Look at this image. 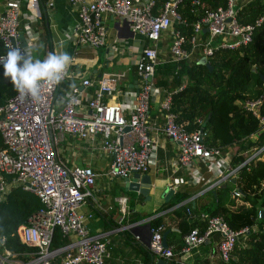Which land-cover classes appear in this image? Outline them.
<instances>
[{"label": "built area", "instance_id": "1", "mask_svg": "<svg viewBox=\"0 0 264 264\" xmlns=\"http://www.w3.org/2000/svg\"><path fill=\"white\" fill-rule=\"evenodd\" d=\"M23 1L26 11L21 8ZM67 1L77 16V22L68 33L69 40L74 44L91 48L105 44L103 14L128 22L132 35L139 37L132 65L136 90L130 96L121 94V90L119 92L118 84L126 76V72L121 70L104 72L94 79L83 77L80 83L84 87L92 86L91 94L70 85L55 99L58 84L45 82L39 102L21 100L14 91L0 104V198L10 186H19L32 192L39 201L38 208L31 213L27 222L16 227L20 242L33 247L30 256L21 261L8 249H3L0 264H103L110 257L109 230L89 231L84 220L92 213L77 210L92 196L97 172L89 164H66L59 149L67 138L96 146L106 156L103 174L108 178H125L133 172H148L151 164H156L157 135L163 134L173 144L175 152L169 158L168 166L173 171L179 169L184 172L187 183L202 184L185 200L214 189L223 181L230 180V177L235 179L238 167L251 160L264 146L253 149L242 162L232 165L229 148L222 151L218 147L204 145L201 129H186L182 122L175 120V113L169 109L171 91L156 84L153 75L154 65L160 58L159 47L164 39L167 49L162 52L168 51L167 58L171 61L198 59L201 56L207 59L217 48L234 49L246 44L254 27L264 19L262 14L253 22L238 21L237 12L248 0H225L223 5L207 9L191 22L190 36L169 27L172 20L179 19L177 7L181 0H163L160 4H156L155 0ZM192 3L199 4L198 0H192ZM32 8L38 12L37 0L33 3H29V0L2 2L0 42L4 50L0 56L13 46L29 51L27 43H20L18 25L20 19L25 18L24 35L34 40L35 32L31 24L39 15ZM201 33L205 34L201 36ZM70 56L73 59V54ZM71 74L69 67L64 80ZM120 95L123 99H119ZM261 100L259 95L242 101V106L257 119L258 129H264V114L259 110ZM151 102L158 103L160 122L149 121ZM126 125L128 129H124ZM164 186L175 189L168 177ZM240 194L237 187L230 190L231 196ZM127 199L122 193L112 196V201L118 204L121 212ZM183 202L175 203L172 207ZM185 213L187 218L204 220L205 225L201 230L192 227L185 232L177 248L162 243V224L148 226L147 250L164 260L165 264H187L175 258V255L190 253L213 232L220 236L216 256L227 261L238 239L249 230L248 226L232 228L221 215H208L200 209L193 212L189 205L185 206ZM153 216L143 220L147 222ZM139 223L141 221L130 222L125 227ZM54 228L66 239L62 244L49 247ZM121 228L114 226L112 230Z\"/></svg>", "mask_w": 264, "mask_h": 264}, {"label": "trees", "instance_id": "2", "mask_svg": "<svg viewBox=\"0 0 264 264\" xmlns=\"http://www.w3.org/2000/svg\"><path fill=\"white\" fill-rule=\"evenodd\" d=\"M3 1L0 0V2ZM162 1L155 0L156 4ZM37 2L39 17L33 25L38 30V39L42 41L44 51L50 52L52 45L44 13V0H37ZM198 2V5H194L192 0H181L177 7L179 19L172 20L169 27L190 36L191 22L207 9L223 5L225 0H198ZM21 8L27 10L24 1ZM262 14H264V0H248L239 8L237 19L243 23L253 22ZM204 34L201 33V36ZM68 48L71 52V46ZM159 48L160 58L154 65L153 75L156 84L171 91L169 109L175 113L176 121L182 122L186 129H201V141L204 145L215 146L222 151L229 148L232 152L230 158L232 165L239 164L253 149L264 145V129H258L257 119L242 106L244 99L260 95L262 100L259 110L264 114V19L254 27L250 40L246 44L234 49L214 50L207 57L210 67L198 63L196 58L168 60V51L164 54L162 52L167 49L166 39L161 42ZM3 50L0 42V53ZM252 68L255 70L253 71ZM58 85L55 99L61 96L62 89L69 86L64 80ZM179 85L181 87L175 89ZM14 91L9 79L3 76V68L0 66V104L5 102ZM206 116V121L202 123ZM62 145L59 149L60 154ZM0 146H2L1 137ZM233 187L239 188L241 194L231 196L230 190ZM121 188L122 185L118 184L117 190ZM205 192L210 195L211 201L197 207L192 205L193 212L200 209L208 215H221L234 229L249 227L248 232L243 236L242 243L237 242L234 245L231 257L227 261L217 258L212 264H264V216L257 215L264 204V146L251 160L238 167L233 182L225 180L216 186L213 192L211 189ZM175 193L179 191L175 190ZM190 193L186 191L181 193L175 201L170 199L162 201L161 208H167L183 200ZM136 198L143 199V196L137 194ZM192 199L178 204L167 212L157 214L149 220L152 225L162 224V232L170 227L172 221L174 222L178 231H169L168 234L169 238L175 236L174 247L176 248L180 246L185 232L192 227L201 230L205 225L204 220L196 217L187 218L184 208L192 203ZM38 206V198L19 186H10L0 198V252L8 249L21 261L28 259L33 247L20 242L16 227L26 223ZM65 239L54 228L49 247L62 244ZM219 239V234L213 232L200 244L212 240L217 247ZM147 252H142L144 259L146 260L149 257L147 255L150 254L151 264H156L153 260L155 256L148 250Z\"/></svg>", "mask_w": 264, "mask_h": 264}, {"label": "crops", "instance_id": "3", "mask_svg": "<svg viewBox=\"0 0 264 264\" xmlns=\"http://www.w3.org/2000/svg\"><path fill=\"white\" fill-rule=\"evenodd\" d=\"M43 6L52 45V50L50 52H68V47L71 46V52L69 51V54H73L70 66L72 74L64 80L68 82L69 86L75 85L79 89L85 90L91 94L93 93V87H84L80 83L83 77L94 79L104 72L124 70L126 72V76L118 84L119 92L121 90V94L124 93L126 96H130L132 92H135L136 83L132 71V65L136 55L139 37L134 34L126 37L121 36L122 32L127 31H122L119 25L115 24V21L120 20V18L110 14L102 15L106 27L105 44L97 48H91L86 45L74 44L69 40L68 33L72 25L77 22V16L74 8L67 0H44ZM1 7L2 2H0V9ZM31 10L37 16L39 15V10L38 12H36L33 8ZM108 20L111 21L112 35L110 38H108L107 31ZM25 21V18H21L18 25V30H21L23 33V25ZM31 26L35 32V35H33L34 40L29 36L27 37L24 35L29 52H32L34 56L44 58L49 52L44 51L42 41L38 39V30L34 28L33 23ZM128 38H132V42ZM128 50L131 51V54L128 53ZM125 53L128 55L125 56ZM125 59L129 62L130 69H124L125 66L123 64ZM66 89H62V94L66 91ZM119 99H123V97L120 95ZM149 121L160 122V109L157 102L150 103ZM157 143V157L167 163L169 158L174 156L175 153L173 144L161 133L157 135ZM62 144L61 157L65 160L66 164H89L97 172L94 179V185L92 187V196L87 198L77 210L82 213H92L91 217L84 220V223L89 231L97 232L109 230L108 240L110 257L107 258L103 264H123V262H126V264H151L152 256L148 254L147 256L149 257L145 260L142 253L143 251L148 253L146 247L148 227L145 224L146 221L143 219L151 215L155 216L157 214L167 212L172 206L164 209L160 207L153 209L152 211H147L145 208L138 207L136 202L133 200L132 204L127 203L124 211L121 212L118 204L111 201V197L120 193V191L117 190V185L122 184L123 178H120L121 181L115 182L114 185L109 183V178L103 174L107 163L104 153L100 149L96 148V146H91L87 142L73 138H67ZM159 172L160 171L158 170L155 172V177H157V173L159 174ZM163 172L165 179L168 177L175 186V189L172 188L173 192L170 196V201H175L178 196L185 191L192 193L195 189L202 185H191L187 183L184 172L179 169L173 171L168 165ZM148 173L150 174L149 171ZM151 182H155L152 180V176ZM175 190H178L179 193H175ZM188 196H186L183 201H187L185 199ZM160 199L161 203L163 198L161 197ZM192 200V203L188 205L190 207L192 205L197 207L204 203H209L211 201V197L204 191L196 195ZM134 221H141V223L127 228L124 227L112 230V227L114 226L121 227ZM147 222H149V220ZM165 230H167L165 234L166 245L174 246L175 236H170L169 238L168 232H177L178 228L172 221L170 223V227ZM136 235L138 236L136 237ZM167 241L169 242L167 243ZM175 258L184 260L187 264H212L217 259L214 241L207 240L203 244H198L193 250H191L190 253L178 254L175 255ZM153 260L157 264L158 258L155 257Z\"/></svg>", "mask_w": 264, "mask_h": 264}, {"label": "clouds", "instance_id": "4", "mask_svg": "<svg viewBox=\"0 0 264 264\" xmlns=\"http://www.w3.org/2000/svg\"><path fill=\"white\" fill-rule=\"evenodd\" d=\"M71 63L72 57L67 51L49 52L41 59L19 46L11 47L0 56L3 76L9 79L21 100L33 102L40 101L45 82L59 84L64 80Z\"/></svg>", "mask_w": 264, "mask_h": 264}, {"label": "water", "instance_id": "5", "mask_svg": "<svg viewBox=\"0 0 264 264\" xmlns=\"http://www.w3.org/2000/svg\"><path fill=\"white\" fill-rule=\"evenodd\" d=\"M115 24H118L120 29H122V31H127V32H122L121 36H123V37L132 36V32L129 29L128 22L125 19L122 18L118 21H115ZM18 38L20 40L21 45L26 44L24 33L21 30H18ZM197 62L210 67L207 59L204 56L199 57ZM252 70L254 71L255 69L252 68ZM206 118H207V116L204 118L202 123H204L206 121ZM128 128H129V126H127V125L124 126V129H128ZM233 180H234V178L230 177V181L233 182ZM151 187H152L151 186V176L148 172H145V173L133 172L129 177L123 178V181H122V190L123 191H127V190L134 191L135 193L142 195L143 199H145V200L149 198V191H150ZM211 191L213 192L214 189H212ZM172 192H173L172 188H168L167 186H164L162 188V191L160 194L161 197L163 198V201H167L168 199H170ZM259 216H264V209L263 208L259 209ZM145 224L147 227L149 226V222H146ZM125 226L126 225H124L122 227L124 228ZM166 232H167V230H164L161 233V240H162V243L164 245H166V242H165ZM165 263L166 262L164 260H162L161 258H158L157 264H165Z\"/></svg>", "mask_w": 264, "mask_h": 264}, {"label": "rangeland", "instance_id": "6", "mask_svg": "<svg viewBox=\"0 0 264 264\" xmlns=\"http://www.w3.org/2000/svg\"><path fill=\"white\" fill-rule=\"evenodd\" d=\"M108 38L111 37L112 35V30H111V21L108 20ZM131 42H132V38H128ZM128 53L131 54V51L128 50ZM126 54V53H125ZM128 54H126L125 56H127ZM129 57V56H128ZM125 67L124 69H130V66H129V62L125 59L124 60V64H123ZM128 67V68H127ZM167 163L166 161L160 159L158 157L157 161H156V164L152 163L150 168H149V172L152 176V180L155 181L154 182V185L150 188V191H149V198L148 199H137L136 198V193L134 191H123L122 188L120 191V193H123L125 194L127 197H128V201L126 202V204L130 203L132 204L133 200L135 199L134 202H136V204L138 205V207L140 208H145L147 211H152L153 209H156V208H160L161 207V203H160V192L162 191V186L164 185V182H165V176L164 175V172L163 170L166 169L167 167ZM157 167V168H156ZM160 171L159 174L157 173V177H155V172L156 171ZM109 183L114 185L115 182H120L121 179L118 178V177H112V178H109ZM122 185V184H121ZM120 186V185H119ZM230 188L232 187L231 185H228ZM120 189V187H119ZM130 192V193H129ZM119 194V193H118ZM132 197V198H130ZM261 208L264 209V204L261 206ZM150 215V214H149ZM242 239L243 237H240L238 239V243H242ZM19 259V258H18Z\"/></svg>", "mask_w": 264, "mask_h": 264}, {"label": "bare ground", "instance_id": "7", "mask_svg": "<svg viewBox=\"0 0 264 264\" xmlns=\"http://www.w3.org/2000/svg\"><path fill=\"white\" fill-rule=\"evenodd\" d=\"M29 3H33V0H29Z\"/></svg>", "mask_w": 264, "mask_h": 264}, {"label": "flooded vegetation", "instance_id": "8", "mask_svg": "<svg viewBox=\"0 0 264 264\" xmlns=\"http://www.w3.org/2000/svg\"><path fill=\"white\" fill-rule=\"evenodd\" d=\"M128 198V197H127Z\"/></svg>", "mask_w": 264, "mask_h": 264}]
</instances>
